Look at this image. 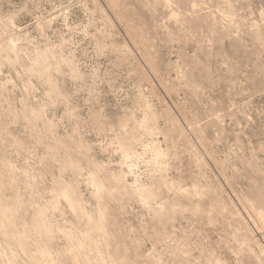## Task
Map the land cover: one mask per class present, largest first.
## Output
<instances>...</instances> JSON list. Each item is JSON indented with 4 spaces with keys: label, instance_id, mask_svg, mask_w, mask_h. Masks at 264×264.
<instances>
[{
    "label": "rangeland",
    "instance_id": "374dc122",
    "mask_svg": "<svg viewBox=\"0 0 264 264\" xmlns=\"http://www.w3.org/2000/svg\"><path fill=\"white\" fill-rule=\"evenodd\" d=\"M0 264H264V0H0Z\"/></svg>",
    "mask_w": 264,
    "mask_h": 264
}]
</instances>
